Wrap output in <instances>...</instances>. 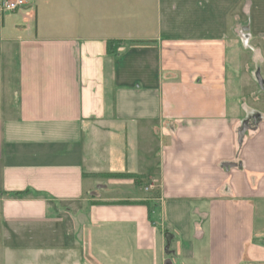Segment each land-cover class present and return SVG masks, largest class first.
Instances as JSON below:
<instances>
[{
	"label": "crops",
	"instance_id": "1",
	"mask_svg": "<svg viewBox=\"0 0 264 264\" xmlns=\"http://www.w3.org/2000/svg\"><path fill=\"white\" fill-rule=\"evenodd\" d=\"M0 53V264H264V0H34Z\"/></svg>",
	"mask_w": 264,
	"mask_h": 264
},
{
	"label": "rangeland",
	"instance_id": "2",
	"mask_svg": "<svg viewBox=\"0 0 264 264\" xmlns=\"http://www.w3.org/2000/svg\"><path fill=\"white\" fill-rule=\"evenodd\" d=\"M244 46L247 49H250V42H249V33L244 36ZM5 64H7V68L5 69ZM258 64H254L251 67V70H247L245 66H242L241 71V77L243 79V82L246 83L244 88V94L246 96H249L247 94L250 93V90L252 88H255L256 90H259L261 92L264 91V74H259L257 72ZM261 69V66L259 70ZM263 77V79H260ZM252 80V82L250 81ZM0 80L3 82V96L5 95L6 100L10 101L12 98V94L14 89L16 88V85L18 84V69L16 68V63L14 60H6L3 58V55L0 53ZM251 83L254 84L253 87H251ZM249 98V97H248Z\"/></svg>",
	"mask_w": 264,
	"mask_h": 264
},
{
	"label": "built area",
	"instance_id": "3",
	"mask_svg": "<svg viewBox=\"0 0 264 264\" xmlns=\"http://www.w3.org/2000/svg\"><path fill=\"white\" fill-rule=\"evenodd\" d=\"M34 0H0V13H15L33 4Z\"/></svg>",
	"mask_w": 264,
	"mask_h": 264
},
{
	"label": "trees",
	"instance_id": "4",
	"mask_svg": "<svg viewBox=\"0 0 264 264\" xmlns=\"http://www.w3.org/2000/svg\"><path fill=\"white\" fill-rule=\"evenodd\" d=\"M111 46H112V44L110 43L109 46H108L110 50H111ZM117 175H118V174H117ZM118 177H121V176L118 175Z\"/></svg>",
	"mask_w": 264,
	"mask_h": 264
}]
</instances>
